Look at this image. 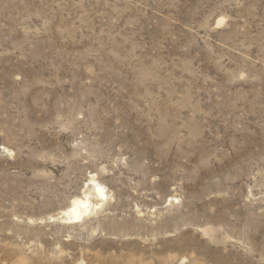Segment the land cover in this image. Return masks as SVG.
I'll return each instance as SVG.
<instances>
[{
  "label": "rangeland",
  "instance_id": "obj_1",
  "mask_svg": "<svg viewBox=\"0 0 264 264\" xmlns=\"http://www.w3.org/2000/svg\"><path fill=\"white\" fill-rule=\"evenodd\" d=\"M82 257L264 264V0H0V264Z\"/></svg>",
  "mask_w": 264,
  "mask_h": 264
},
{
  "label": "bare ground",
  "instance_id": "obj_2",
  "mask_svg": "<svg viewBox=\"0 0 264 264\" xmlns=\"http://www.w3.org/2000/svg\"><path fill=\"white\" fill-rule=\"evenodd\" d=\"M218 23H223V19ZM110 197L107 186L99 180L96 173L90 172L89 180L81 193L72 196L69 204L62 208L56 216H50V220L58 221L66 226L83 225L105 211V205L109 202ZM172 200L170 201L172 202ZM22 263L27 262L22 261ZM85 263L84 257L79 258L76 262V264ZM179 264H187L186 259L181 260Z\"/></svg>",
  "mask_w": 264,
  "mask_h": 264
}]
</instances>
